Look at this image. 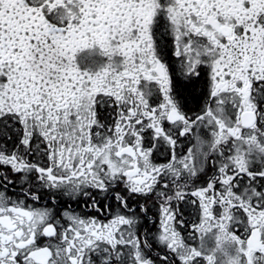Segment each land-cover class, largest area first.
Returning <instances> with one entry per match:
<instances>
[{
    "label": "snow or ice",
    "instance_id": "snow-or-ice-1",
    "mask_svg": "<svg viewBox=\"0 0 264 264\" xmlns=\"http://www.w3.org/2000/svg\"><path fill=\"white\" fill-rule=\"evenodd\" d=\"M0 264H264V0H0Z\"/></svg>",
    "mask_w": 264,
    "mask_h": 264
}]
</instances>
